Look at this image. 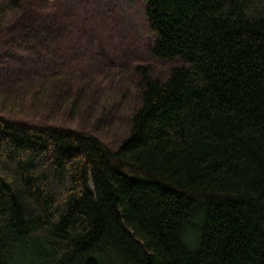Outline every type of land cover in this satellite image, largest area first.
Wrapping results in <instances>:
<instances>
[{
  "label": "trees",
  "instance_id": "1",
  "mask_svg": "<svg viewBox=\"0 0 264 264\" xmlns=\"http://www.w3.org/2000/svg\"><path fill=\"white\" fill-rule=\"evenodd\" d=\"M145 1L168 68L126 72L113 92L138 98L110 145L76 116L98 81L55 0H0V50L44 63L1 106L64 113H0V264H264V0Z\"/></svg>",
  "mask_w": 264,
  "mask_h": 264
},
{
  "label": "rangeland",
  "instance_id": "2",
  "mask_svg": "<svg viewBox=\"0 0 264 264\" xmlns=\"http://www.w3.org/2000/svg\"><path fill=\"white\" fill-rule=\"evenodd\" d=\"M55 2L56 9L49 11L48 20L52 17L58 24L66 27L67 35L75 45V54L78 52L81 57L90 58L91 73L98 81L95 92L98 99L94 109L90 108L94 111L93 116L91 112L89 115L76 116L84 115L86 119L82 117L81 125L90 127V130H97L100 135L102 133L105 140L114 145L125 135L126 118L138 97L135 85H133L136 87H133L135 90L133 89L132 94L124 100L113 90L121 85L126 72L129 75L130 68L137 62L150 61L162 71L168 68L167 63L152 59L146 53L147 46L156 38L147 17V2L145 0H55ZM59 42L62 44V39ZM68 42L69 38L66 44ZM40 54L36 46L30 50L25 47L8 48L5 45L3 50H0V87H23L28 81L23 76L29 78L42 70L44 63ZM20 74H23L21 76L23 79L16 78ZM105 103H110L108 110L101 113ZM6 106L0 104V113L16 119L39 122L41 119L57 117L64 120V113L59 107L42 110L33 108L32 104L22 106L14 104L10 111L12 105ZM100 114L111 115V122L108 120L107 124H97L96 118H100ZM119 121L120 124L110 127Z\"/></svg>",
  "mask_w": 264,
  "mask_h": 264
}]
</instances>
